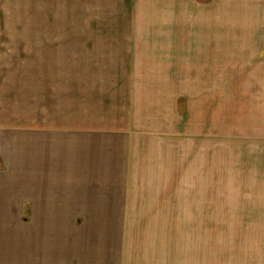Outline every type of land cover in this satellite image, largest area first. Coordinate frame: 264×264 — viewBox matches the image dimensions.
Segmentation results:
<instances>
[{
	"label": "rangeland",
	"instance_id": "obj_1",
	"mask_svg": "<svg viewBox=\"0 0 264 264\" xmlns=\"http://www.w3.org/2000/svg\"><path fill=\"white\" fill-rule=\"evenodd\" d=\"M123 1L139 0H0V264H39L43 247L62 264H264V0L193 11L211 15L193 21L210 64L179 73L178 89L159 88L152 64L133 71L118 46L185 35L186 11ZM89 103L112 166L91 209L73 200L82 185L26 170L47 172L26 138L68 135Z\"/></svg>",
	"mask_w": 264,
	"mask_h": 264
},
{
	"label": "crops",
	"instance_id": "obj_2",
	"mask_svg": "<svg viewBox=\"0 0 264 264\" xmlns=\"http://www.w3.org/2000/svg\"><path fill=\"white\" fill-rule=\"evenodd\" d=\"M221 2L224 1L139 0L135 1V4L133 2L123 1V6L119 8L185 10V20L187 25L189 20L190 25V28L186 29L185 35H178L177 33L171 32L145 35H121L125 37H122L119 40L121 41V44H119L118 50L121 52L122 57H126V59L128 58L129 62L127 63V66H130L131 69H133V71L137 72L138 74H142L146 72L145 69H143L145 68L144 66H150V64H152L154 67H150L154 69H147V72L149 73V70H152L151 72L154 73V82L165 85L160 86L159 88L163 87L162 89H165L166 86H169L171 89H178L179 73L183 74V72H185L189 74H195V67L205 68L210 64L208 61L210 57V41H206L208 47L204 53L202 50L198 49L200 48L201 44L204 49L205 41L201 38L195 40V36L193 34V21L194 18L198 20V22L199 20L203 21L205 19H210L211 15H204L201 13L200 15L197 14L195 16L193 11L225 9V6L221 5ZM187 11H189V15L187 14ZM146 58L151 59L147 60ZM198 71H201L200 73H204L203 71L207 73V70L204 69ZM191 78L187 80V83H194V77L192 76ZM188 106L189 105L187 103V108ZM189 111V108L186 109L187 114H190ZM97 118V113H93L92 106L89 103V109H85L83 113H77L73 120H68L67 126H65L70 132L68 135L64 134L63 136H59L58 139L48 138L47 140H38L33 136L26 138V157L29 155L30 160L38 153L42 155L43 159L46 160L43 162L47 165L46 173L41 172L43 168L40 169L36 165L33 167H27V174H32V177L34 175L40 176L39 180L40 182L44 183L43 186L46 185V182L47 184L50 183L49 179H54L56 177L58 179H62L64 181V185H70L68 190L74 193L77 192L75 191V186L82 185V189L79 193L82 194L81 196H83L84 199L82 200V198H74L73 200L80 202V204H82L84 201L85 203H89L86 206L88 209L92 208L90 203L94 201L91 197L92 194L95 193V191L92 190V187L98 185V172L108 171L112 167L106 154V144L108 143L109 132L105 130L101 136L103 140L99 145ZM104 154L106 155L104 156ZM99 155H103V157L99 158ZM29 160L26 159V165L29 163ZM105 174L107 175V173ZM80 207L85 208V205ZM42 250V258L46 259V261H40L41 263L39 264H62L59 257L53 258V260L43 257V255L47 254L44 247ZM50 250H53V248ZM28 252H35L37 255L39 252V246H37V243L35 246L29 248ZM65 252L66 250L64 248L54 249V253H56L57 256H64ZM48 253H50V251Z\"/></svg>",
	"mask_w": 264,
	"mask_h": 264
}]
</instances>
